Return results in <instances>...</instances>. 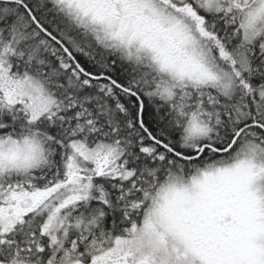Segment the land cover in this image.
<instances>
[{"label": "snow or ice", "instance_id": "1", "mask_svg": "<svg viewBox=\"0 0 264 264\" xmlns=\"http://www.w3.org/2000/svg\"><path fill=\"white\" fill-rule=\"evenodd\" d=\"M0 264H264V0H0Z\"/></svg>", "mask_w": 264, "mask_h": 264}]
</instances>
